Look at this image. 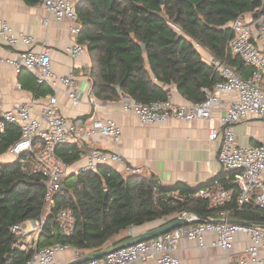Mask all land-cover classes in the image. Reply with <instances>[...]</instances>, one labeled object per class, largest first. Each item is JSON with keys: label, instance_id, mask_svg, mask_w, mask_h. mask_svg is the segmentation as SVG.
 Masks as SVG:
<instances>
[{"label": "trees", "instance_id": "obj_1", "mask_svg": "<svg viewBox=\"0 0 264 264\" xmlns=\"http://www.w3.org/2000/svg\"><path fill=\"white\" fill-rule=\"evenodd\" d=\"M247 12L264 13V0H82L76 9L81 25L78 41L91 57L92 91L111 99L126 94L132 100L149 102L166 98L158 82L175 83L193 102L201 101V88L212 86L219 75L201 60L194 42L246 76L247 66L226 47L232 36L229 23ZM145 55L151 74L145 68ZM18 137V127L7 124L0 155ZM55 152L67 165L81 154L67 143ZM199 188L182 182L165 187L153 173L124 177L110 165H101L66 177L53 206L46 210L43 177L27 174L17 161L0 162V264H25L30 258L32 249L15 246L21 235L11 229L38 217L43 222L36 247L65 243L87 252L102 249L129 227L161 221L160 226L183 213L201 219L216 217V209L207 200L188 197ZM155 191L160 193L156 200ZM174 193L186 197L178 199ZM62 207L73 214L69 234L55 220ZM229 220L264 223V213L251 198L241 209L232 210Z\"/></svg>", "mask_w": 264, "mask_h": 264}, {"label": "built area", "instance_id": "obj_2", "mask_svg": "<svg viewBox=\"0 0 264 264\" xmlns=\"http://www.w3.org/2000/svg\"><path fill=\"white\" fill-rule=\"evenodd\" d=\"M48 15L56 20H66L71 39L63 52L71 59H82L86 53L85 44L77 40L81 25L76 9L82 0H39ZM40 24L47 25L48 18L41 17ZM232 36L227 41V51L248 67L250 73L243 77L233 67L218 57L210 59V65L219 79L212 86H203L204 98L188 105L176 104L171 97L149 102L126 99L121 108L126 113L135 115L140 122L158 124L168 119L189 122L205 120L210 125L208 141L217 138L222 131V142L217 152V161L226 171L234 172L237 191L227 188L223 183L207 184L197 189L188 197L202 198L209 206L216 209L217 216L201 219L193 213L187 214L189 223L172 230L112 251L99 258L89 259L80 264H131L137 261L154 260L156 264H182L174 251L182 239L194 241L206 247L205 235L215 234L211 246L219 247L225 258L222 262L211 264H264V228L254 224L230 223L229 214L239 210L251 198L264 213V143L259 145H239L235 141L233 126L235 123L256 117L264 123V13L247 12L237 16L229 23ZM34 37L23 32H15L8 21L0 17V44L13 50L10 58L2 59L16 72L29 71L38 85L47 84L51 95L47 102L35 113L34 101L20 103L6 108L0 101V139L7 124H15L19 130L18 139L7 149L6 154L17 161L27 174H40L43 177L46 205L54 203V196L63 189L67 175V164L57 155V146L77 140L89 139L96 134L118 140L122 135L121 127L112 119L104 118L95 112L97 103L90 97L91 111L85 119H69L58 111L59 91H63L73 106L79 104L80 91L77 77L73 72L57 73L51 67L49 49L34 51L29 46ZM24 45V49L21 45ZM195 48L201 46L194 42ZM223 96H230L227 101ZM117 163L127 174H137L140 169L130 164L119 153L91 148L86 155V162L81 170H95L99 165ZM178 199L185 195L173 194ZM160 193L154 192L156 200ZM233 203V205H232ZM55 220L60 229L69 234L73 226V214L62 207ZM220 220V221H217ZM32 222V221H31ZM42 222L30 223V231L39 233ZM12 232L21 238L15 244L22 250L28 249V242L23 238V223L14 225ZM243 234L248 240L241 254L232 252L235 236ZM36 239L34 240V242ZM72 249L69 244L55 243L44 247L32 248V255L25 264H58L56 254ZM74 256L83 255L74 248Z\"/></svg>", "mask_w": 264, "mask_h": 264}, {"label": "crops", "instance_id": "obj_3", "mask_svg": "<svg viewBox=\"0 0 264 264\" xmlns=\"http://www.w3.org/2000/svg\"><path fill=\"white\" fill-rule=\"evenodd\" d=\"M45 16L48 18V24L42 25L40 19ZM0 17L7 20L15 32H23L34 37V43L29 46L30 49L41 51L43 47L48 48L51 67L55 72L63 74L71 71L76 75L80 91L79 104L73 106L63 91H59L57 94L58 111L61 115L69 119H85L93 111L92 104L89 101L92 97L97 103L95 112L104 118H112L121 127L122 135L118 140L96 134L89 139L67 143L72 148L80 150L81 154L77 160L67 165L66 177L76 175L84 167L89 150L97 148L121 154L126 161L140 169L139 174L153 173L161 185L165 187H170L176 182L185 183L190 188L215 183H225L226 185L234 183L236 185L234 172L226 171L217 161V152L222 142V131H219L216 139L208 141L207 133L211 124L207 121L192 120L183 122L168 119L158 124L142 123L135 115L122 110L121 103L126 99H130L128 95L121 94L118 99H111L95 94L92 91L94 85L92 73L94 71L91 57L86 53L82 59H71L64 54L63 48L72 38L68 31V23L66 20L58 21L48 15L39 0L35 4H29L23 0H0ZM21 48H25L23 44ZM196 49L201 60L209 64L210 59L214 56L203 47ZM12 54V49L0 44V58H10ZM145 68L151 74L146 55ZM246 73V76L250 73V67L248 66ZM158 85L166 93V97H171L176 104L188 105L193 102L192 98L181 93L175 83L158 82ZM117 88L119 87L117 86ZM117 90L119 91V89ZM50 95L49 86L47 84L38 85L29 71L23 69L16 72L5 61H0V101L6 108L32 100L35 103V113H38L40 107L47 102ZM228 99H230V96H223L224 101ZM233 130L235 141L239 145L264 143V123L256 117L249 116L247 119L235 123ZM6 156L10 155L7 154ZM11 161L13 160L0 158L1 163ZM107 165H110L124 177L130 175L125 173L123 167L117 163ZM227 188L236 191V186ZM51 206L53 204H45V209L47 210ZM40 218V221H43V217ZM33 221L26 220L23 222V238L28 242L29 249L36 246L34 240L39 235L36 231H30V223L33 224ZM160 223L161 221L126 228L107 241L102 248L115 244L129 236L154 229ZM214 238L215 234L213 233L205 235L206 247H201L194 241L182 239L175 249L174 255L178 257L182 264L222 262L225 253L219 247L210 245ZM235 239L232 252L241 254L247 246L248 240L243 234H237ZM90 252L82 251L83 255ZM74 255V248L61 251L56 254V261L58 264H66L75 259ZM131 264H156V262L151 259Z\"/></svg>", "mask_w": 264, "mask_h": 264}, {"label": "water", "instance_id": "obj_4", "mask_svg": "<svg viewBox=\"0 0 264 264\" xmlns=\"http://www.w3.org/2000/svg\"><path fill=\"white\" fill-rule=\"evenodd\" d=\"M159 1L162 2V0H159ZM141 47H142V49H144L145 46L141 45ZM117 89H119V88H117ZM187 216H188L187 214H183V215L177 217L176 219L169 221V222H165L164 224H162V225H160L154 229H151V230H148V231L136 234V235L129 236V237L123 239L122 241H119L115 244L104 247L98 251H92L90 253L84 254L78 258L71 260L70 262H68L66 264H80V263H83L89 259L99 258V257L106 255V254H108L112 251H115L117 249L127 247V246L134 244L136 242H139V241L148 240L152 237H155V236H158L162 233L168 232L175 227L186 225L189 223ZM40 219L41 218L38 217L36 219V221H40ZM217 221H220V220H217ZM228 222L236 223V224H245V225L250 224V223L240 221V220H229ZM254 225L261 226L264 228V223H254Z\"/></svg>", "mask_w": 264, "mask_h": 264}, {"label": "rangeland", "instance_id": "obj_5", "mask_svg": "<svg viewBox=\"0 0 264 264\" xmlns=\"http://www.w3.org/2000/svg\"><path fill=\"white\" fill-rule=\"evenodd\" d=\"M7 154L6 153H4L2 156H0V158L1 159H3V160H12V157H10V156H6ZM12 162V161H11Z\"/></svg>", "mask_w": 264, "mask_h": 264}]
</instances>
